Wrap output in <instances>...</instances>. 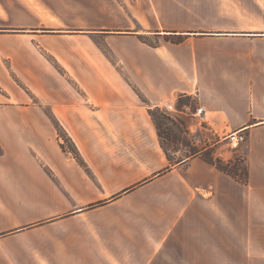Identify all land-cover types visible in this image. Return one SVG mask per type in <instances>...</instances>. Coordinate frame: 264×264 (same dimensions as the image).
<instances>
[{
  "label": "crops",
  "instance_id": "0c3cea01",
  "mask_svg": "<svg viewBox=\"0 0 264 264\" xmlns=\"http://www.w3.org/2000/svg\"><path fill=\"white\" fill-rule=\"evenodd\" d=\"M0 264H264V0H0Z\"/></svg>",
  "mask_w": 264,
  "mask_h": 264
},
{
  "label": "rangeland",
  "instance_id": "374dc122",
  "mask_svg": "<svg viewBox=\"0 0 264 264\" xmlns=\"http://www.w3.org/2000/svg\"><path fill=\"white\" fill-rule=\"evenodd\" d=\"M155 113L162 144L167 151H169L171 154L181 152L179 156L191 155L192 153L196 152L197 148L193 146V142L195 139L186 134V124L184 121L176 120L157 111ZM62 136L64 139V145L67 148H71L72 145L69 140L64 134H62ZM225 144L227 145V142H225ZM224 150L233 153L238 151L231 149L230 146H226ZM206 155L209 159L215 160V157L211 152H208ZM232 163L234 164V166L238 167L239 174L244 175L245 168L242 165L240 154H234ZM228 168L231 171H235L234 167H230L228 165Z\"/></svg>",
  "mask_w": 264,
  "mask_h": 264
},
{
  "label": "built area",
  "instance_id": "2783aa9c",
  "mask_svg": "<svg viewBox=\"0 0 264 264\" xmlns=\"http://www.w3.org/2000/svg\"><path fill=\"white\" fill-rule=\"evenodd\" d=\"M165 110L180 116H200L203 113L204 108L198 107L193 109L189 106H184L181 109H177L174 104L170 103L165 106ZM225 140L228 142L231 149L239 150L241 145L245 143L246 137L241 132H234L227 136Z\"/></svg>",
  "mask_w": 264,
  "mask_h": 264
},
{
  "label": "trees",
  "instance_id": "16d2710c",
  "mask_svg": "<svg viewBox=\"0 0 264 264\" xmlns=\"http://www.w3.org/2000/svg\"><path fill=\"white\" fill-rule=\"evenodd\" d=\"M178 42H179V41H178ZM150 114L152 115V117L154 118V121L156 122V125L158 126V124H157V120H156V113L153 112V111H151ZM165 118H166V117H165ZM60 136H62V133H61V132H60ZM62 137H63V136H62ZM207 160H208L209 162H211L212 164L216 165L219 169H221V170H223V171H225V172H227V173H230V174H234V175L239 176L240 179H241L242 181L245 182V174H246V172H244V175L239 174L238 167L234 166V170H235V171H231V170L228 168V165L224 164V163H223L221 160H219V159H218V160H213V159H209V158H207Z\"/></svg>",
  "mask_w": 264,
  "mask_h": 264
}]
</instances>
